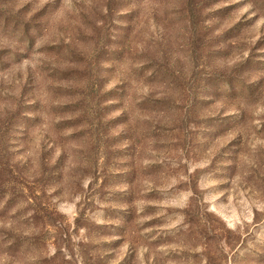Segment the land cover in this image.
<instances>
[{
	"label": "rangeland",
	"instance_id": "1",
	"mask_svg": "<svg viewBox=\"0 0 264 264\" xmlns=\"http://www.w3.org/2000/svg\"><path fill=\"white\" fill-rule=\"evenodd\" d=\"M0 264H264V0H0Z\"/></svg>",
	"mask_w": 264,
	"mask_h": 264
}]
</instances>
